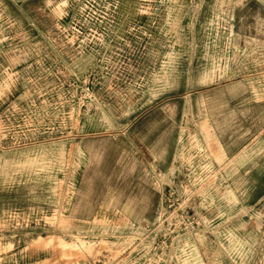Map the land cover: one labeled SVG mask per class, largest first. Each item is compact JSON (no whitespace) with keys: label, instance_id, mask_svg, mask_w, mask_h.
Returning a JSON list of instances; mask_svg holds the SVG:
<instances>
[{"label":"rangeland","instance_id":"374dc122","mask_svg":"<svg viewBox=\"0 0 264 264\" xmlns=\"http://www.w3.org/2000/svg\"><path fill=\"white\" fill-rule=\"evenodd\" d=\"M215 111L264 122V0H0V264H264Z\"/></svg>","mask_w":264,"mask_h":264},{"label":"crops","instance_id":"0c3cea01","mask_svg":"<svg viewBox=\"0 0 264 264\" xmlns=\"http://www.w3.org/2000/svg\"><path fill=\"white\" fill-rule=\"evenodd\" d=\"M224 101H222V102H224ZM214 113H215V115H217L215 117L216 129H217V132L219 134V137L224 141L223 149L225 151H227V152L230 151V150H232V151L240 150L241 151V150H243L245 148H248L249 146L252 145L251 144L252 143V139H255L254 138L255 133H258V134L260 133L257 136V138H258V140H262V142L264 144V122H262L261 124L257 125L256 117L255 118L253 117L254 115H256V113H254L252 111L251 112L249 111L247 118L242 121V123H241L242 124V129H241L242 136L240 137V139H244V141L241 144H239L237 147H234L231 142L227 141V138L228 139H232V137H229L227 135L229 133H231L233 129L229 128V129H226L223 132V127L224 126L223 125L220 126L221 116L222 115H226V113H222L220 111H215ZM219 130H220V132H219ZM233 153H235V152H231V154H233ZM222 157H223V154L220 155V156H217L218 159L222 158ZM87 159H89V161H91L90 160V156H87ZM263 172H264V169H263ZM261 186L264 187V184H262ZM228 188H230V187H228ZM230 189L233 191L232 188H230ZM233 193H234V191H233ZM86 195H87V191L84 188H77L75 190V200H74L73 206H72V208H71V210L69 212V215H68L69 218H72V217L75 216L78 208H80L82 200L86 197ZM116 209L119 210V211L126 212L127 209L128 210L130 209V205L126 204L122 208L121 207L120 208L116 207Z\"/></svg>","mask_w":264,"mask_h":264}]
</instances>
